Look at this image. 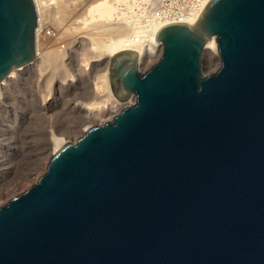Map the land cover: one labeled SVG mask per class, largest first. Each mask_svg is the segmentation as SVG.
Here are the masks:
<instances>
[{"label":"water","instance_id":"water-1","mask_svg":"<svg viewBox=\"0 0 264 264\" xmlns=\"http://www.w3.org/2000/svg\"><path fill=\"white\" fill-rule=\"evenodd\" d=\"M38 26L35 0H0V82L36 58ZM157 39L144 70L134 48L111 56L134 101L0 204V264H264V0H208Z\"/></svg>","mask_w":264,"mask_h":264},{"label":"bare ground","instance_id":"bare-ground-1","mask_svg":"<svg viewBox=\"0 0 264 264\" xmlns=\"http://www.w3.org/2000/svg\"><path fill=\"white\" fill-rule=\"evenodd\" d=\"M35 1L39 12V26L37 29V56L33 62L27 66L12 69L9 75H7V77L0 82V103L6 100L5 95H7L9 90H11L17 84L20 85V83H25L31 74L36 72L39 73L40 71L41 74L39 75L41 76L43 73L41 71L44 69L43 66L46 67L51 65L52 67L56 68L58 64H60V66L63 67V60L67 51L62 47L60 48V45L57 43V41H59V38H62L63 34H73L74 32L83 30L84 28L86 30L83 31L84 34L82 36H79L80 40L78 41L80 43L78 46L81 48L82 54L80 59L84 61V63L80 64V66L78 65V75H80V77L84 75L82 78H85L88 83H84V85L81 86V88L84 89L82 94L84 96L80 100L76 99L77 101H75V103L73 102L74 105H71V109H73L74 112L79 115V120L81 121L95 119L99 116H102L103 113L113 116L117 111L115 109L114 102L116 100L112 91L109 74V64L112 54L123 48H134L139 53L140 67H142L143 63H146L150 59L152 60L153 57L157 56L158 51L160 50V42L157 39V31L159 27L167 20H164V18L157 15L153 16L152 14L154 18H149L151 20H149L147 23H141L143 20L140 21V16L138 17V15H136H140V13L138 11L135 12L134 10V6L136 4H140L139 0L88 1V3L86 2L87 5L84 4L83 6L84 8L79 16L80 21L78 22L75 21V19L71 21L72 17L70 18V14L78 5H80V3H82L83 0ZM207 1L208 0H197L191 6L192 11L190 13L186 14L185 16H180L179 18L175 17L173 19H187L188 21H195L200 15ZM151 3L153 5V2ZM122 4L125 5V8L121 7ZM149 6L151 5L149 4L148 8H150ZM154 6L151 7V10L149 9L150 13L148 15H150L152 10H154L153 8L157 7ZM148 8L145 10L147 11ZM139 11L143 12V10ZM144 12L141 13V15L144 14ZM132 16H134L138 21H135L134 17L132 18ZM143 16L141 19H144L146 14L144 18ZM46 18H49L52 21L62 25L63 31H60V35H62L61 37L60 35L57 37H51L58 39L56 43L59 46L57 44L54 46L49 45V47H43V50H41V41L44 40H41V38L42 36L44 37V35H48V32H45L44 19ZM41 32H45V34L42 35ZM52 35L53 34L50 36ZM56 35L57 34L55 33V36ZM53 42L55 41H52V43ZM45 48L46 51H44ZM42 51H44V54H41ZM216 52V41L214 38H212L205 48L204 55L208 54L210 57H214L216 56ZM95 66H97L98 70L102 72L97 74L96 82L94 85H91V81L89 83L90 76H88V74L89 70ZM65 72H68L67 69H65ZM89 99L92 100L87 101ZM131 102L132 101H128V103ZM5 108L6 109H4L3 113L5 114L6 118L12 116L11 119H7V123L10 125L15 126L19 121L22 120V117H25V109L23 106L17 107V111L13 112L12 114L9 113L11 106L5 105ZM52 108H55L53 103L42 106V109L46 110V112H49V114H51L50 110L51 112L53 111ZM13 110L15 111V107ZM3 120L6 121L5 118H3ZM74 124L75 123L71 121L69 122L68 126L70 128H74ZM5 125L7 124L5 123ZM81 131L83 132L84 130L82 129ZM5 140L6 138H4V135L1 134L0 142L3 143H1L0 149L1 147H8L6 142H4ZM63 141H65L63 137H58L56 133L52 132L50 145L46 146L42 150L37 151L36 155L38 159H43L42 161L44 168L42 172L46 170L50 155ZM10 168L11 167H9L8 164H4V162H2L0 159V177L8 174L5 172L9 171ZM1 189V192H4L8 189V187H3Z\"/></svg>","mask_w":264,"mask_h":264},{"label":"rangeland","instance_id":"rangeland-1","mask_svg":"<svg viewBox=\"0 0 264 264\" xmlns=\"http://www.w3.org/2000/svg\"><path fill=\"white\" fill-rule=\"evenodd\" d=\"M88 1L91 0H83L82 3H80V5H78L72 11V13L70 14V18L72 17L71 21L73 19H75V21L77 22L80 21L79 16L82 13L84 4L87 5ZM139 1L140 4H136L138 7L135 5L134 10L135 12L138 11L140 13V15H136H138V17L140 16V21L143 20L141 23H147L152 19L153 16L157 15L158 10L161 11L166 8L170 10H187L197 0ZM151 2H153V5ZM149 4L151 5L149 6L150 8H148ZM154 5L157 7L153 8L154 10H152L151 14L148 15L150 13L149 9L151 10V7ZM121 7L125 8V5L122 4ZM146 8H148L147 11L145 10ZM138 9L141 11L143 10V12L145 11L146 13L144 12V14L141 15V13L143 12H140ZM143 15L145 16V18ZM142 16L144 19H141ZM133 17L134 16H132V18ZM134 19L135 21H138L135 17ZM44 20L45 32L47 31L48 35L45 36V32H41V34L45 37L44 38L42 36L41 38V40L44 39L41 41V50H43V47L47 48L49 47V45L54 46L58 43L60 45V48L62 47L67 51L63 60L64 66L62 67L60 66V64H58L56 68L52 67L51 65L46 67L43 66L44 69L41 71L43 72L41 76L39 75L41 74L40 71L39 73L36 72L34 74H31V76H29L25 83H20V85L17 84L15 87L9 90L7 95H5L6 100L0 103V136L1 134L4 135V138H6L4 142H6V144L8 145V147H1L0 159L2 160V162H4V164L6 163L9 165V167H11L9 171L5 172L8 174L0 177V204L8 201V199L13 195L18 194L19 192L26 189L30 184L37 180L40 174L43 173V159H38L36 153L37 151L42 150L46 146L50 145L52 132L56 133L58 137H63L65 141H74L83 133L81 131L82 129L84 130L89 125L104 123L112 117L107 113H103L102 116H99L95 119L81 121L79 120V115L76 114L73 109H71V105L73 104V102L75 103V101H77L78 99H82L84 96L82 95L84 89L81 88V86H83L84 83H88L85 78H82V76L84 75H82L81 77L80 75H78V67L80 66V64L84 63V61L80 59L82 54L81 48L78 46L80 45L78 41L80 40L79 36H82L84 34L83 31L86 29L83 28V30L76 31L77 33L74 32L75 35L74 33H70L71 35L66 34L67 36L63 34V36H65L63 37L62 35H60V31H63L62 25L55 21H52L49 18H46ZM57 32L60 33L58 34ZM55 33L57 34L56 36ZM51 34L53 35L50 36ZM59 35L60 37L62 36V38H59V41H57L58 39L56 38H51L57 37ZM52 41L55 42L52 43ZM46 48L44 49V51H46ZM44 51H42L41 54H44ZM204 56L205 71L209 72L215 70L218 67L220 60L218 50L216 52V56L214 57H210V55L208 54ZM150 60L146 63H143L141 67L142 70L146 69L147 66H149ZM28 64L20 67H25ZM65 69H67L69 74L68 72H65ZM101 72L102 71L98 70L97 66L92 67V69L89 70L88 76H90L89 83L91 81V85H94L97 80V74ZM91 100L92 99H89L87 101ZM115 100V109L118 112L126 104H129L128 101L133 102L134 97L132 95L126 100H120L117 98H115ZM52 103L54 104L55 108H52V112L50 110L51 114L42 109V106L50 105ZM5 105L11 106V109H9L10 114L16 112L17 107L23 106V108L25 109V117H22V120L19 121L15 126L8 124L7 119H11L12 116L6 118L5 114L3 113L4 109H6ZM14 107L15 111L13 110ZM3 118H5L6 121H4ZM71 121L75 123L74 128H70L68 126L69 122ZM5 123L7 125H5ZM1 143L3 142H0V145ZM3 187H8V189L4 192H1V188Z\"/></svg>","mask_w":264,"mask_h":264},{"label":"built area","instance_id":"built-area-1","mask_svg":"<svg viewBox=\"0 0 264 264\" xmlns=\"http://www.w3.org/2000/svg\"><path fill=\"white\" fill-rule=\"evenodd\" d=\"M192 11L191 7H189V9H174V10H170V9H164V10H158L157 11V16H160L162 18H164V20H167L165 21V23L167 22H170V21H181L183 19H173V18H179L180 16H185L186 14L190 13ZM183 14V15H182ZM187 20V19H185ZM164 24V23H163ZM160 46V50L158 51V54L156 57H153L152 61L150 60V65H152L155 61H157V59L159 58V56L161 55V51H162V46H161V43L159 44ZM147 66V67H149Z\"/></svg>","mask_w":264,"mask_h":264}]
</instances>
